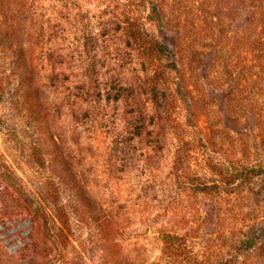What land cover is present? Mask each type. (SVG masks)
<instances>
[{"label":"rangeland","instance_id":"obj_1","mask_svg":"<svg viewBox=\"0 0 264 264\" xmlns=\"http://www.w3.org/2000/svg\"><path fill=\"white\" fill-rule=\"evenodd\" d=\"M235 225L264 264V0H0V264H151L199 226L226 264Z\"/></svg>","mask_w":264,"mask_h":264},{"label":"trees","instance_id":"obj_2","mask_svg":"<svg viewBox=\"0 0 264 264\" xmlns=\"http://www.w3.org/2000/svg\"><path fill=\"white\" fill-rule=\"evenodd\" d=\"M160 7L164 8L159 3L155 5V13L157 8L161 9ZM150 55L153 56L150 58V61L153 67L151 73L155 89L165 77V74H160L158 71V63H161L159 59L163 55V50L162 48H158L157 50H153ZM211 198L209 196H202L204 202L210 201ZM215 199L217 200V197ZM158 233L163 243L162 258L160 261L152 262L151 264H225L224 260L222 261L220 258L224 249L218 242H215L216 236L220 235V232L216 228L199 226L182 228L179 232L163 227L158 230ZM230 234L235 241L232 244L235 255H230V262L226 264H246L239 261L238 255L241 252H249L259 247L262 237L261 231L256 225L247 227L235 225L230 228ZM204 235H206L204 245L198 247L197 243L193 241L202 238ZM120 247V264H149L140 253L134 254L131 250L125 253L123 245Z\"/></svg>","mask_w":264,"mask_h":264}]
</instances>
